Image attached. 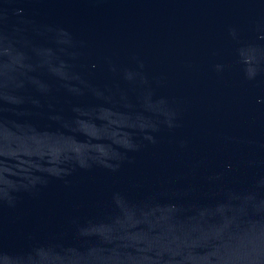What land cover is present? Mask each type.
<instances>
[{
    "label": "water",
    "instance_id": "obj_1",
    "mask_svg": "<svg viewBox=\"0 0 264 264\" xmlns=\"http://www.w3.org/2000/svg\"><path fill=\"white\" fill-rule=\"evenodd\" d=\"M0 264H264V0H0Z\"/></svg>",
    "mask_w": 264,
    "mask_h": 264
}]
</instances>
